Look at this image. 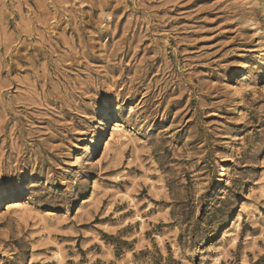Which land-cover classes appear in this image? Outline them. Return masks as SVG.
Listing matches in <instances>:
<instances>
[{"label": "rangeland", "instance_id": "1", "mask_svg": "<svg viewBox=\"0 0 264 264\" xmlns=\"http://www.w3.org/2000/svg\"><path fill=\"white\" fill-rule=\"evenodd\" d=\"M263 58L264 0H0V264H264Z\"/></svg>", "mask_w": 264, "mask_h": 264}, {"label": "bare ground", "instance_id": "2", "mask_svg": "<svg viewBox=\"0 0 264 264\" xmlns=\"http://www.w3.org/2000/svg\"><path fill=\"white\" fill-rule=\"evenodd\" d=\"M263 60H264V58H263ZM263 74H264V70H263ZM111 115H112V111L109 110L108 113L104 116V125H105L104 133H107V129L109 127V124L112 121ZM104 133L102 135H98L97 136V141L95 142V147H94L95 149H97L98 146L100 145V141L102 140V137H103ZM5 201H6V196L0 195V207L2 206V204Z\"/></svg>", "mask_w": 264, "mask_h": 264}]
</instances>
